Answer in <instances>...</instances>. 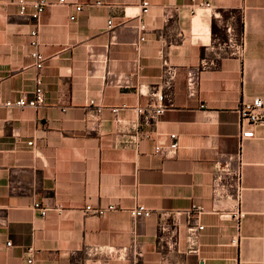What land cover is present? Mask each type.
Returning a JSON list of instances; mask_svg holds the SVG:
<instances>
[{
	"label": "crops",
	"instance_id": "1",
	"mask_svg": "<svg viewBox=\"0 0 264 264\" xmlns=\"http://www.w3.org/2000/svg\"><path fill=\"white\" fill-rule=\"evenodd\" d=\"M36 1L0 0V102L32 98L39 73L45 89L41 109H0V264H264V126L242 139L238 112L264 101V0H65L39 21ZM157 89L170 109L139 115ZM172 135L177 155L157 154ZM37 203L65 210L42 217ZM138 205L153 215L134 220ZM194 207L207 211L200 256L187 216L178 229L164 215Z\"/></svg>",
	"mask_w": 264,
	"mask_h": 264
},
{
	"label": "built area",
	"instance_id": "2",
	"mask_svg": "<svg viewBox=\"0 0 264 264\" xmlns=\"http://www.w3.org/2000/svg\"><path fill=\"white\" fill-rule=\"evenodd\" d=\"M65 0H59L58 2H52L49 0H38L33 3L34 7V13L32 14V18L36 21H39L40 17L42 14L45 12L46 8L51 6V5H61L65 4ZM207 7L210 5L207 4ZM143 16H146L150 13L152 6L150 5L149 2L144 1L143 5ZM26 11V5L23 4L21 5V13L24 14ZM77 12L82 11L81 6H77L76 8ZM165 11V17L166 19H171L174 16V11L168 7L164 8ZM72 21L76 20V16L71 17ZM113 22L109 21V27L112 28ZM143 30V29H142ZM34 37L38 36V31H35L33 33ZM146 41L145 36L143 35L142 38L140 39L139 43H143ZM139 43L136 45L138 49L140 48ZM34 45H37V43H34ZM245 51L244 46H241L238 53L240 56H243ZM32 57L36 61V68L41 71L43 69L44 63H45V57L37 50L32 53ZM165 73L169 76L167 80H163V86L165 88H172L174 81L176 79V71L173 68H170L168 63H165ZM37 82V88L32 94V98L28 97H23L21 98L18 102L13 103V102H6V103H1L0 102V109L1 108H6V109H12V108H32V109H41L45 106V89L43 85V76L41 73L37 75L36 78ZM198 82L199 78L196 74H190L188 77V82H187V88L189 91V94L194 96L197 93L198 89ZM170 109V106L166 104L165 102V95L163 93L159 92V89H157L153 94H152V101L151 103L143 108H137V112L139 115H145L148 118H157L165 114L166 111ZM117 112V110H115ZM238 112L241 115V120H242V139H251L255 136L254 131L252 130V127L256 126H264V101L260 98H256L252 101H245L243 102L239 109ZM247 125L250 128L245 129L244 126ZM171 139L174 141L170 146L168 147H163L161 145H158L156 147V153L159 155L164 156L165 158H173L177 155L178 152V145L175 142L177 139L176 135H172ZM29 145L33 146V143H29ZM35 209L38 210L41 214L42 217H45L49 212L51 211H57V212H63L65 209L61 205H53V206H48V205H42L41 203H37L35 205ZM117 210V207L111 206L106 209L102 208H95L92 206H87L82 210L84 216H95V217H102L105 216L106 214L110 212H114ZM153 212L151 209L147 208L144 205H138L131 210H129L130 215L134 220H139V219H147L150 218L153 215ZM207 211L203 209L202 207H194L188 211H178V212H167L164 213V215L169 218L170 220L174 221L175 227L179 229V217L184 214L187 216L188 222L186 225L188 235H187V253L200 256L201 254V233L205 229V227L200 223L201 217L206 214ZM245 214L242 213L241 211L235 213L232 218L236 222L237 227L240 229L242 220L244 219ZM162 228L165 229L164 225H162ZM127 249H124V252ZM33 252V250H30ZM89 255H98L101 252V249L99 247H91L89 250ZM120 254V252L118 253ZM144 257L143 252L137 253V258L142 259ZM27 264H36L35 259L33 256L30 257V259L27 261Z\"/></svg>",
	"mask_w": 264,
	"mask_h": 264
}]
</instances>
